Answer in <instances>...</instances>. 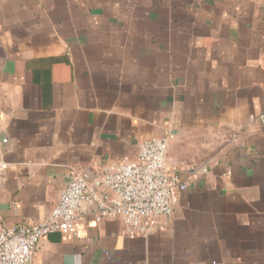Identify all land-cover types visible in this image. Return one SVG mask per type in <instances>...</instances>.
Masks as SVG:
<instances>
[{
  "label": "crops",
  "instance_id": "obj_1",
  "mask_svg": "<svg viewBox=\"0 0 264 264\" xmlns=\"http://www.w3.org/2000/svg\"><path fill=\"white\" fill-rule=\"evenodd\" d=\"M263 112L264 0H0V224L151 137L188 183L147 236L87 215L30 264H264Z\"/></svg>",
  "mask_w": 264,
  "mask_h": 264
},
{
  "label": "built area",
  "instance_id": "obj_2",
  "mask_svg": "<svg viewBox=\"0 0 264 264\" xmlns=\"http://www.w3.org/2000/svg\"><path fill=\"white\" fill-rule=\"evenodd\" d=\"M258 118L264 123V112ZM168 149L167 136L151 137L135 156L102 166L95 182L73 172L45 218L30 225L0 224V264H30L40 239L54 231L75 233L87 215L97 222L120 220L126 232L147 236L172 214L188 186L171 166ZM6 166L0 161V172Z\"/></svg>",
  "mask_w": 264,
  "mask_h": 264
}]
</instances>
